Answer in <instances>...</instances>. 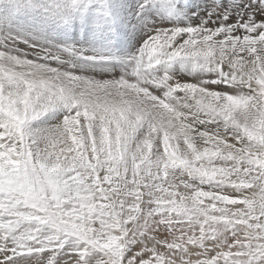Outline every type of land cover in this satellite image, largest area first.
Wrapping results in <instances>:
<instances>
[{"label": "snow or ice", "instance_id": "obj_1", "mask_svg": "<svg viewBox=\"0 0 264 264\" xmlns=\"http://www.w3.org/2000/svg\"><path fill=\"white\" fill-rule=\"evenodd\" d=\"M0 264H264V0H0Z\"/></svg>", "mask_w": 264, "mask_h": 264}]
</instances>
